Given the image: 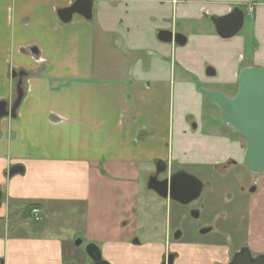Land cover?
I'll list each match as a JSON object with an SVG mask.
<instances>
[{
	"label": "crops",
	"instance_id": "crops-1",
	"mask_svg": "<svg viewBox=\"0 0 264 264\" xmlns=\"http://www.w3.org/2000/svg\"><path fill=\"white\" fill-rule=\"evenodd\" d=\"M72 1L0 0V104L13 106V74H25L16 116L0 118V264H94L83 243L110 264H226L234 232L223 229L226 243L181 241L174 221L155 218L173 201L148 183L163 163L243 162L242 136L203 90L233 96L244 67L264 68V0H96L91 19L63 22ZM237 6L253 7V36L223 38L207 15ZM161 29L186 44L161 41ZM259 175L234 245L254 254L264 253ZM55 218L73 223L69 236L54 232Z\"/></svg>",
	"mask_w": 264,
	"mask_h": 264
},
{
	"label": "water",
	"instance_id": "water-1",
	"mask_svg": "<svg viewBox=\"0 0 264 264\" xmlns=\"http://www.w3.org/2000/svg\"><path fill=\"white\" fill-rule=\"evenodd\" d=\"M94 0H75L72 5L58 10L63 22H70L75 14L86 19L93 17ZM220 36L231 38L237 35L244 26L245 12L240 7L222 16L207 15ZM158 37L163 42H176L184 45L187 37L169 29L158 31ZM35 52L37 50H34ZM24 72H14V77H19L17 82V97L13 106L8 108L6 102L0 104V118L4 116L15 117L17 109L24 96L23 76ZM207 101L216 105L221 114L223 123L230 125L246 140V148L243 163L245 167L258 174H264V68L260 66H246L238 78V90L234 96H229L222 90H203ZM157 167V173L150 177L149 187L165 199L188 204L197 199L203 189L204 183L195 175L180 169L167 178L160 180L158 175L168 170L167 164ZM18 168H12L10 174L18 172ZM207 230H203V233ZM81 239L76 240L80 244ZM86 252L93 259L94 264H110L102 258L98 246L91 244L87 246ZM173 255L168 257L164 264H172ZM227 264H264V254L254 256L249 247H243L235 252L232 260Z\"/></svg>",
	"mask_w": 264,
	"mask_h": 264
},
{
	"label": "rangeland",
	"instance_id": "rangeland-1",
	"mask_svg": "<svg viewBox=\"0 0 264 264\" xmlns=\"http://www.w3.org/2000/svg\"><path fill=\"white\" fill-rule=\"evenodd\" d=\"M252 13H253L252 11H250V13L246 11L244 27L241 30L242 33L248 34L250 36H253V32H254L253 31L254 17ZM78 17L79 15H75V18ZM242 140L244 142V145H246L245 138L242 137ZM181 169H184L187 172L195 175L204 182L210 180L211 183L213 184L212 190L205 189L201 197L196 202L197 204L202 205L200 219L193 220L188 215L185 216L182 215V213L185 211L182 209L181 205L179 203H176L175 201H173V203H169V206L167 207H161L155 218L161 220L163 219V217H166L167 223L174 221V225L176 226V228L179 226L177 228V231L182 229L184 230V234L181 238V241L184 242L192 241V240L212 241L215 239H219V236H223L224 239L223 242H225L226 237L228 236H225V232L223 231V229L225 230L227 229V231L232 230V232L234 233L230 238L231 240L228 239L227 242L230 243V245H233L232 251L239 249L240 247L234 245L240 237L242 238L243 231L241 230L240 226L242 225L244 226L246 224L245 222L246 218H248L247 216L248 205L247 203H245V205L242 204V202L244 201V196H246V193L248 192L247 189L250 184L248 178L249 176L251 177L255 176V178H257L260 177L261 175L250 174L248 169L243 165V163L240 164V166H232L230 169L228 168L229 170H224V167L218 168L217 170H213V169L204 170V169H199L196 166H184ZM224 182L226 184H224ZM242 186H245L246 192L242 191L243 188ZM237 210H241L242 214H237ZM234 211L236 212L235 215L238 217L234 215L233 217L235 218H233L231 216V213L233 214ZM224 212L227 216L226 220H224V218L221 219L222 214ZM230 216L232 218H230ZM41 220L36 221L33 218L32 219L33 226L41 223ZM211 221H212L211 224L215 225L213 231L207 234H200L197 231L198 228L201 227V225ZM52 222H53V228L55 229L54 232H56L57 230L64 229L63 233H66V235L68 236L70 235V231H71L70 229L73 223H71L70 225L69 221L67 220V222L63 226L62 219H56V220L53 219ZM78 239L80 238L78 237L76 240ZM79 248H87V245L84 243L80 244Z\"/></svg>",
	"mask_w": 264,
	"mask_h": 264
},
{
	"label": "flooded vegetation",
	"instance_id": "flooded-vegetation-1",
	"mask_svg": "<svg viewBox=\"0 0 264 264\" xmlns=\"http://www.w3.org/2000/svg\"><path fill=\"white\" fill-rule=\"evenodd\" d=\"M75 0H73L72 2H71V4H69L68 6H66V7H69L70 5H72V3L74 2ZM96 2V0H94V3ZM94 3H93V7H94ZM65 7V8H66ZM237 7H240V6H237ZM241 9H243V6H241L240 7ZM244 10V9H243ZM250 11H252L253 12V7H251L250 8ZM245 12V11H244ZM245 22V21H244ZM24 76H25V74H23V76H22V80H23V83H24ZM17 79H19V77H17ZM241 135V134H240ZM242 136V135H241ZM243 137V136H242ZM244 138V137H243ZM243 163V162H242ZM241 163V164H242ZM243 165H244V163H243ZM232 166H240V164L238 163V162H236V161H234V160H232V161H230V162H228L225 166H224V170H229ZM245 166V165H244ZM164 167V165L162 164V165H159V168H163ZM229 168V169H228ZM176 171H178V170H170L169 171V169L166 171V172H163V173H165V176L163 177V178H161L160 177V174L158 175V178L160 179V180H163V179H165V178H167L168 176H170L171 174H173V173H175ZM249 171V170H248ZM168 173V174H167ZM249 173L250 174H253V175H259L258 173H253V172H251V171H249ZM227 174V173H226ZM249 181H250V184H249V187H248V189H247V193L248 194H252V193H254V192H256L257 191V188H258V186H257V181H256V178H255V176L254 177H251V176H249ZM201 180V179H200ZM203 183H204V186H203V189H202V191H201V194H200V196L197 198V199H195V200H193V201H191V202H189L188 204H181V203H179L181 206H182V209L185 211L184 212V216L185 215H188V216H190V218H192L193 220H198V219H200V216H201V207H202V205H199V204H197L196 202H197V200L201 197V195H202V193H203V191L205 190V189H210V190H212V187H213V184L211 183V181L209 180V181H203ZM224 184H226L225 182H224ZM243 188H242V191L243 192H246V188H245V186H242ZM246 193V194H247ZM239 200V199H238ZM242 201H243V198H242ZM197 204V205H196ZM204 207V206H203ZM227 210H229V209H227ZM223 214H225V212L223 213ZM43 218V217H42ZM224 218V220H226L227 219V216H226V214L225 215H223L222 216V218L221 219H223ZM220 219V220H221ZM212 223V221L211 222H208V223H205V224H203V225H201V227L200 228H198V232L200 233V234H207V233H209V232H211V231H213L214 230V227H215V225H212L211 224ZM203 230H207L206 232H204L203 233ZM175 233H180L181 234V237L183 236V234H184V230L182 229V230H176L175 231ZM174 233V234H175ZM177 235V234H176ZM243 247H245V245H242V246H240V248L239 249H237V250H235V251H232L231 252V254H230V259H229V261L227 262V263H229L231 260H232V258H233V255H234V253L235 252H237V251H239L241 248H243ZM247 247V246H246ZM252 254L254 255V256H258V255H260V254H264V253H259V254H254L253 252H252ZM168 260V259H167ZM226 263V264H227Z\"/></svg>",
	"mask_w": 264,
	"mask_h": 264
},
{
	"label": "built area",
	"instance_id": "built-area-1",
	"mask_svg": "<svg viewBox=\"0 0 264 264\" xmlns=\"http://www.w3.org/2000/svg\"><path fill=\"white\" fill-rule=\"evenodd\" d=\"M31 216L36 221L41 220L42 219V210L39 207H33L31 210Z\"/></svg>",
	"mask_w": 264,
	"mask_h": 264
},
{
	"label": "trees",
	"instance_id": "trees-1",
	"mask_svg": "<svg viewBox=\"0 0 264 264\" xmlns=\"http://www.w3.org/2000/svg\"><path fill=\"white\" fill-rule=\"evenodd\" d=\"M237 133V132H236ZM33 207H39V204H37V203H33V204H29L27 207H26V215L27 214H30V212H31V210H32V208Z\"/></svg>",
	"mask_w": 264,
	"mask_h": 264
}]
</instances>
